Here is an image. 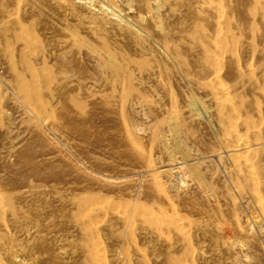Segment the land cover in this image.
<instances>
[{
	"label": "bare ground",
	"instance_id": "6f19581e",
	"mask_svg": "<svg viewBox=\"0 0 264 264\" xmlns=\"http://www.w3.org/2000/svg\"><path fill=\"white\" fill-rule=\"evenodd\" d=\"M25 1L26 9L40 5L50 10V16L45 18L51 20L47 22L49 24L53 20H64L63 24L54 29V35L46 40H37L28 33L9 39L0 38V78L9 91L5 95L0 91V218L5 220L8 215L15 218L36 212L34 220L22 228L27 231L32 232L31 226L42 225L45 220L57 214H71L72 207L43 208L46 198L56 201L58 195H55L54 189L61 176L70 168L67 155H93L101 147L102 138L106 135L117 138L121 135L130 144L149 140L155 142L162 135L163 111L154 108L151 102L160 96L168 97L151 91V77L132 53L122 55L123 35L119 27L132 29L139 37H155L166 62L170 61L174 68L175 65L181 68L183 80L188 85L211 90V97L218 110L212 113L209 109L206 114L221 127H225L229 117L224 115L220 106L236 97V89L246 88L251 92L263 83L259 78L251 80L247 77V60L254 50V44L250 37L251 24L246 20V0H241L234 8L232 0H223L224 4L216 5L213 0ZM231 8L242 20H233ZM14 15L13 11L4 13L0 10V20L10 19ZM37 15L30 11L26 18L30 20ZM154 48L151 46L149 50ZM154 76L157 82H164L163 74ZM226 84L234 87L233 90L222 88ZM119 87L123 90L120 91ZM10 100L18 101L20 107L15 110L21 116L35 121L39 133H26L31 123L26 126V130L21 129L23 125H15L17 119L13 123L3 118L7 109L5 103ZM124 103L129 104L125 111L121 108ZM196 115L200 117L198 110ZM219 135L222 147L219 150L212 148L211 156L231 163L227 173L242 190L239 179L251 176L257 169L258 163L253 157L264 151V144L250 141L224 128ZM196 137L200 142L201 137ZM164 152V148H158L155 155H152L141 145L125 152L126 156L120 161L127 165L144 164L152 169L159 166L161 170L165 168L162 164L167 161L151 162L148 159L163 155ZM211 156L200 152L185 159L174 160L167 170L161 171L177 176L181 185H176L175 181L166 186L150 183V175L146 173L136 178L140 184L131 190V215L122 220L124 229L115 238L113 247V252L120 256L122 264H188V261L178 256L183 244L187 247L185 257L191 261L199 259L200 262L206 258L205 248L195 250L197 245L188 238H184L181 245L177 243L161 248L136 247L131 250L128 245L136 233L149 239L159 238L179 228L182 213L199 211L198 204L187 195L188 190H182L186 183L181 179V170L189 161L201 163ZM108 178L107 181L115 184L122 179L119 176ZM257 205L260 216L239 222L236 229L238 233L250 237L254 223L258 233L264 237L263 199ZM73 215L83 234V244L78 246L80 251L74 264H102L103 252L98 240L100 230L105 225L104 215ZM241 223L245 225L244 228ZM26 230L24 234L28 233ZM63 233L68 236L67 232ZM242 242L230 250L234 260L239 253L249 252L246 250L249 248L245 245L247 243ZM213 244L210 245L211 251L215 249ZM58 253L61 255L62 251ZM12 256L11 259L20 264H29L31 261L16 254ZM249 257L250 260L252 257Z\"/></svg>",
	"mask_w": 264,
	"mask_h": 264
},
{
	"label": "rangeland",
	"instance_id": "374dc122",
	"mask_svg": "<svg viewBox=\"0 0 264 264\" xmlns=\"http://www.w3.org/2000/svg\"><path fill=\"white\" fill-rule=\"evenodd\" d=\"M232 1L233 8L241 2V0ZM246 1L248 5L246 20L251 24L250 37L254 44V50L247 60V77L251 80L259 78L263 83L260 88H253L251 92H248L246 88L236 87V97H232L227 103L220 106L224 115L229 117L224 125L225 127L216 124L206 114V110L210 109L211 112L213 111L212 113L218 110L217 104L211 97V90L205 87L199 88L188 85L183 80L181 68L178 65H175L174 68L170 61L166 62L155 37L151 39L139 37L132 29L118 28L123 35L121 40L124 46V54L122 55L132 53L142 69H145V72L151 77V86L149 85L151 91L166 94L168 97L160 96L151 102L154 108L163 111V118L161 119L163 124L162 135L155 142L149 140L137 144L136 142L130 144L121 135L118 138L106 135L102 138L101 147L93 155L82 153L67 155L70 168L64 174L65 176H61L54 189L55 195H58L57 198L53 197V199L56 198V201H54L55 199L46 198L43 208L72 207V215L57 214L52 217L54 220L50 218L45 220L46 222L44 221L42 225L31 226L32 232L22 228L29 225L31 220H34L37 215L36 212L15 218L8 215L5 220L0 218V264H20L11 259V256L15 254L22 259L31 260L30 263L32 264H36V260L37 264H54V262L74 264L76 255H78L83 244L82 230L75 221L76 217L73 215L75 213L90 216L92 213L104 215L105 227L102 226L98 240V245L103 252L101 262L102 264H122L120 256L113 252V247H115V238L123 232L122 220L131 215L133 204L130 194L131 190L140 184V180H136L137 177L141 176L142 173H146L150 175V183L154 182L153 184L166 186L171 181H175V183L177 182L176 185H181L182 183L176 178L177 176L171 174V172L161 171L167 170L168 165L173 164L174 160L185 159L200 152L206 153L207 156L213 155L211 153L212 148L219 150L222 147L223 143L219 133L223 128L232 133L237 132L250 141L264 144V0ZM213 2L214 5L217 3L224 4L223 0H213ZM24 3L26 4L25 0H0L1 11L4 13L15 12L12 18L0 20V38L9 39L12 36L16 37L19 34L28 33L32 38L42 41L54 35V29L64 23V20H53L52 24H49L47 22L51 20L45 18L48 15L50 16V10L40 5H35L29 10L25 8ZM18 8L19 10H17ZM233 8H231V11ZM30 11L36 15L38 13L36 18L33 17L30 20L26 18V14ZM41 11L42 13H40ZM232 12L233 20H242L239 14L235 11ZM53 17L55 18V15ZM151 46L155 48L149 50ZM159 73L164 76V82L162 83L157 82V78L154 76ZM222 88L230 91L234 87L232 88L230 84H226ZM119 90H123L122 87L121 89L119 87ZM0 91L4 95L9 93L1 78ZM5 106L7 109L2 115L3 118L13 123L14 120H19L15 121V125H23L20 126L21 129H26V126L31 123L28 126L29 129L27 128L29 131L25 130L26 133L29 135L39 133L35 121L32 122L29 118L23 117L17 112L20 107L18 101H7ZM128 107L129 104L127 103L121 105L124 111ZM197 110L200 117L196 115ZM196 136L201 137L200 142L196 140ZM141 145L152 155H155L156 149L164 148L166 154L164 152L163 155H158L156 158L152 156L148 160L151 162H155V160L156 162L167 161L166 164H162L165 168L163 167L164 169L160 170L157 166L152 169L147 168L144 164L127 165L120 161L126 156L125 152L132 151ZM165 156L168 157L169 163ZM253 159L257 161L258 167L251 176L239 179L242 190H239L237 183L230 179L227 173V169L231 165L229 161L218 159L216 156L207 158L201 162L202 164L189 161L190 163H187L184 170H181V179L186 183L185 186H188H184L182 190H188L187 195H189L192 202L198 204L199 211L192 214L182 213L183 219L179 223V228L170 230L159 238L149 239L136 233L132 236L133 239L129 241V249L133 250L136 247L141 249L161 248L177 243L181 245L183 239L188 238L197 245L195 250L205 248L207 253L206 258L200 259V262L199 259L191 261L189 257H185L187 247L183 244L179 248L178 256L183 257L184 261H188V264H264V237L258 233L257 225L252 224L253 229L250 237L236 231L239 222L260 216L261 212L257 203L262 199L264 202V151L257 153ZM109 176H119V178H122L121 182L118 184L110 183L106 179ZM66 187H68V190H66ZM62 199L63 201H61ZM177 209H179L178 206ZM241 226L242 228L245 227L242 223ZM25 230L28 232L27 234H24L26 233ZM20 231L22 232L20 233ZM63 232H67L68 236L64 235L66 233ZM21 237L22 239H20ZM59 239H61V242H59ZM54 240L55 242H53ZM241 242L242 244L247 243L245 245L249 246L246 249L249 250L248 255L245 253L247 251L243 254L239 253L234 260L230 250L235 249V245L241 244ZM211 244L215 246L213 251L210 249ZM59 250L62 251L61 255L58 253ZM244 254L245 256H243ZM249 255L252 258L255 257V259H250L251 262ZM239 256H241V259ZM114 257L116 258L114 259ZM31 258L36 260L33 261ZM245 259L248 260L245 261Z\"/></svg>",
	"mask_w": 264,
	"mask_h": 264
}]
</instances>
